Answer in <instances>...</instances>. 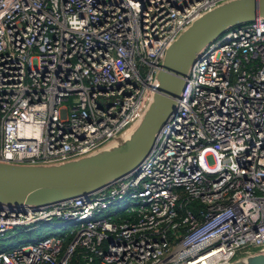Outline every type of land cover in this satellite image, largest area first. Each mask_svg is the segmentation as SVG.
I'll return each instance as SVG.
<instances>
[{
	"label": "built area",
	"instance_id": "built-area-1",
	"mask_svg": "<svg viewBox=\"0 0 264 264\" xmlns=\"http://www.w3.org/2000/svg\"><path fill=\"white\" fill-rule=\"evenodd\" d=\"M225 1L0 0V160L65 161L125 134L168 46ZM49 223L65 230L0 248V264H229L264 251V18L201 52L137 170L72 199L0 206V237Z\"/></svg>",
	"mask_w": 264,
	"mask_h": 264
},
{
	"label": "water",
	"instance_id": "water-1",
	"mask_svg": "<svg viewBox=\"0 0 264 264\" xmlns=\"http://www.w3.org/2000/svg\"><path fill=\"white\" fill-rule=\"evenodd\" d=\"M264 18V0H228L197 17L168 46L158 86L141 118L123 135L65 161L19 164L0 160V206L19 210L87 195L137 170L178 109L186 78L201 52L227 30ZM229 264H264V251Z\"/></svg>",
	"mask_w": 264,
	"mask_h": 264
},
{
	"label": "rangeland",
	"instance_id": "rangeland-1",
	"mask_svg": "<svg viewBox=\"0 0 264 264\" xmlns=\"http://www.w3.org/2000/svg\"><path fill=\"white\" fill-rule=\"evenodd\" d=\"M182 191L183 190H181L180 192ZM64 228V225L49 223L38 226L34 232L21 234L19 236H14L13 233L10 232L7 233L5 237H0V248H10L20 245L31 244L44 236H58L62 231L65 230Z\"/></svg>",
	"mask_w": 264,
	"mask_h": 264
}]
</instances>
